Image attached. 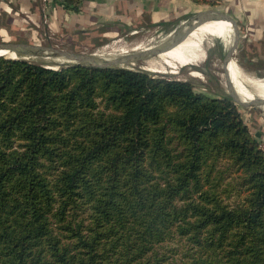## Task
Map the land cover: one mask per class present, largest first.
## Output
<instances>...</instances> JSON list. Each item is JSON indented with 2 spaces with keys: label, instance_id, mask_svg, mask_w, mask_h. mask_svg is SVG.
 Returning <instances> with one entry per match:
<instances>
[{
  "label": "trees",
  "instance_id": "1",
  "mask_svg": "<svg viewBox=\"0 0 264 264\" xmlns=\"http://www.w3.org/2000/svg\"><path fill=\"white\" fill-rule=\"evenodd\" d=\"M46 62L0 56V264H264V149L231 96Z\"/></svg>",
  "mask_w": 264,
  "mask_h": 264
},
{
  "label": "rangeland",
  "instance_id": "2",
  "mask_svg": "<svg viewBox=\"0 0 264 264\" xmlns=\"http://www.w3.org/2000/svg\"><path fill=\"white\" fill-rule=\"evenodd\" d=\"M102 1L106 2L107 6H102L104 12L97 14L93 13V9H90L91 11L89 10L91 1L88 3L87 0H84L80 11H83L82 13L86 14V16L82 18V23H80L81 25L79 27L74 26V29L72 27L69 28L70 30H65V28L62 27L63 24L61 19L53 21L51 16L50 18L48 17L47 13L50 14L52 5H55L53 0H38L37 3L39 4L36 3L33 10L21 9L22 7L17 0H5L6 4L0 1V41L53 45L71 51L88 54L94 53L103 56L121 55L126 52H131L132 48L138 46L150 47L166 43L171 31L178 26L181 28L184 22L192 19L193 15L198 12L215 8L218 11L215 10L211 12V10H209L207 12L217 14L220 10L230 14V11L224 3L218 2L213 6L201 4L202 6L196 8L195 11L186 12L174 21L165 23L164 25L150 24L144 17L138 19V14L136 13L133 15L129 14V16L126 15L127 17H122V9L125 7L124 5L126 2H119L115 5L116 0ZM111 2H113L114 5L110 6L109 4H111ZM131 2L133 1L131 0ZM3 5H6V7H3ZM14 7L16 9L21 7L20 9L23 11L25 19L21 21L20 19L13 20L12 23H10L11 16H13L11 12ZM4 8L7 9L8 12H2ZM106 13L107 15H105ZM222 20L225 19L222 18ZM81 27L85 28V30L93 28L98 29L100 35L94 34L88 38H84L83 36L80 37L78 34H75V32ZM240 37V43H238L236 48L234 59L238 62V65L246 76L264 81V49L253 47L251 49L243 48V50H241V45H243L244 40L247 39V34L244 30L240 33ZM208 40V57L206 56L203 62L201 61L196 66H180L177 69L165 66L151 67L147 63L152 58H157V56H153L138 60L135 64L128 65V67L133 69L140 68L175 79L190 80L194 83L196 91L203 92L209 96L222 97L224 94L228 95L222 64L226 49L219 38L210 36ZM123 50L128 51L123 52ZM20 53L26 55L24 54L25 52ZM52 57L53 56L48 57L46 54L38 53L25 58L47 61L46 63H51L50 60H54L60 65L66 63L63 59ZM173 69L175 72L171 71ZM193 71L198 72L199 75L193 73ZM249 84L248 87L256 92L255 86L251 83ZM238 109L244 121L248 124L252 134L260 141L261 147L264 146V107L257 105L249 107L238 106Z\"/></svg>",
  "mask_w": 264,
  "mask_h": 264
},
{
  "label": "crops",
  "instance_id": "3",
  "mask_svg": "<svg viewBox=\"0 0 264 264\" xmlns=\"http://www.w3.org/2000/svg\"><path fill=\"white\" fill-rule=\"evenodd\" d=\"M0 1L6 4L5 0ZM17 1L23 8L27 10H33L34 6H36V3L38 2V0ZM89 1H91L89 4V10L93 9V13L101 14L104 12V8L102 6H107V3L102 0H87L88 3ZM132 1L133 2H131V0H116L115 5L119 2H126V4L124 5L126 8L123 7L122 9V13L124 16H129V14L133 15L134 13H136L138 14V19L144 17L148 20V22L160 25H164L165 23L174 21L184 13L189 11L193 12V10L195 11L196 8L202 6L201 4L195 3L192 0ZM219 2L226 4L228 10L230 11V14L235 18L221 20L227 33L229 47L235 41L236 33L239 32L240 34L244 30L247 34V39L244 40V47L246 49H251L253 47L264 49V0H220ZM109 5L112 6L114 4L113 2H111V4ZM3 7H6V5H3ZM4 10L7 11V9L5 8ZM82 12L83 11H80L79 13L63 12L62 8L60 6L58 7V5L55 4L52 5V10L50 14L47 13V15L49 18L51 16V19L53 21L61 19L63 24L62 27H64L65 30H70L69 28L73 27L74 29V26L79 27L81 25L80 23H82V18L86 16V14H83ZM105 15H107V13ZM214 21L218 23L220 31L221 25L217 20ZM80 29L85 30V28L82 27Z\"/></svg>",
  "mask_w": 264,
  "mask_h": 264
},
{
  "label": "bare ground",
  "instance_id": "4",
  "mask_svg": "<svg viewBox=\"0 0 264 264\" xmlns=\"http://www.w3.org/2000/svg\"><path fill=\"white\" fill-rule=\"evenodd\" d=\"M216 15L217 14L215 13L211 14L210 12H206L204 14L198 15L191 23L183 25L167 40L166 43L159 45L163 46L165 44H173V42H176L177 40H179V38L186 36L187 34L188 37L178 42L174 47H172L168 51L158 55L157 58H152L147 64L151 67L165 66V67H172L174 69H177L180 66H188V65L196 66L201 61L203 62L205 57L208 55V51H207L209 49L208 39L210 36L219 38L223 42L226 52H231V50H236L238 43L240 41L239 32L236 33V39L233 42V44L229 47L227 33L221 21L222 18H214ZM214 20H217L221 25L220 31H219L218 23ZM153 47L138 46L136 48H132L131 52H126L128 50H123V52L126 53L121 55L103 56L100 54H95V56L93 57L97 62L113 61V60L122 61L133 58V56L135 54L137 55L139 51H144ZM24 54L26 55H23L20 52H17L12 49L0 47V55L6 57L8 56L12 58H22V57L31 56L36 53L28 51L25 52ZM60 59H62V57H60ZM174 69L171 71L175 72ZM227 70L232 80V92L234 94V97L243 102L264 107V101L256 100L257 98H264V81L256 80L254 77L246 76L243 73L240 66L238 65V62L234 58L230 60ZM193 73L199 75V73L196 71H193ZM249 83L255 86L256 92L248 87V85H250Z\"/></svg>",
  "mask_w": 264,
  "mask_h": 264
},
{
  "label": "water",
  "instance_id": "5",
  "mask_svg": "<svg viewBox=\"0 0 264 264\" xmlns=\"http://www.w3.org/2000/svg\"><path fill=\"white\" fill-rule=\"evenodd\" d=\"M209 10H211V12H212V11H215L217 9L210 8V9L198 12V13L193 15L192 19H189L188 21L184 22L183 24L185 25V24L191 23L198 15L204 14ZM217 14L218 15H216L214 18L235 19L231 14L220 11V10ZM179 29H180V27L178 26L173 31H171L168 38H170ZM186 37H188V34L186 36L179 38V40H177L176 42H173V44H165L163 46L154 45V47L151 46L153 48H150V49H147L144 51H139L137 55L135 54L133 56V58L127 59V60H122V61L113 60V61H99V62H97L93 57V56H95L94 53L88 54V53H83V52H76V51H71V50L64 49V48L57 47V46H53V45H41V44H32V43L0 41V47L12 49V50H15L17 52L31 51V52H35L36 54L42 53V54H46L48 57L53 56V57L59 58V59H60V57H62V59L65 60L66 63H77V64H81V65H89V66H94V67L120 66V67L129 68L128 65L135 64L138 60L148 58V57L158 56V55L168 51L169 49L174 47L178 42L182 41ZM161 44H163V43H161ZM235 52H236V50H231V52H226L223 55V63L222 64H223V70H224L223 72H224V77H225V84L227 87L228 95L232 97V99L234 100V102L238 106L249 107V106H252L254 104H249L247 102H243L241 100L236 99L234 97L233 92H232V80H231L230 74L227 70V67H228L230 60L232 58H234ZM0 56H3V55H0ZM9 58H12V57H9ZM14 59H17V58H14ZM256 100L264 101V98H257Z\"/></svg>",
  "mask_w": 264,
  "mask_h": 264
},
{
  "label": "built area",
  "instance_id": "6",
  "mask_svg": "<svg viewBox=\"0 0 264 264\" xmlns=\"http://www.w3.org/2000/svg\"><path fill=\"white\" fill-rule=\"evenodd\" d=\"M262 148L264 149V146H262Z\"/></svg>",
  "mask_w": 264,
  "mask_h": 264
}]
</instances>
